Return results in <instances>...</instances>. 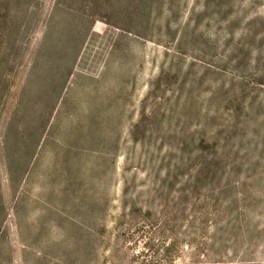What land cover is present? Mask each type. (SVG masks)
I'll return each mask as SVG.
<instances>
[{
  "label": "rangeland",
  "instance_id": "1",
  "mask_svg": "<svg viewBox=\"0 0 264 264\" xmlns=\"http://www.w3.org/2000/svg\"><path fill=\"white\" fill-rule=\"evenodd\" d=\"M0 264H264V0H0Z\"/></svg>",
  "mask_w": 264,
  "mask_h": 264
}]
</instances>
